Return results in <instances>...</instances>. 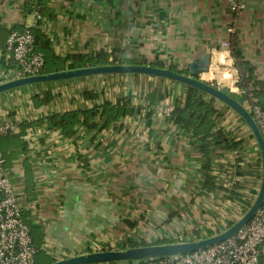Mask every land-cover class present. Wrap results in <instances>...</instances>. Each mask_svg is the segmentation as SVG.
I'll return each mask as SVG.
<instances>
[{"label": "crops", "instance_id": "0c3cea01", "mask_svg": "<svg viewBox=\"0 0 264 264\" xmlns=\"http://www.w3.org/2000/svg\"><path fill=\"white\" fill-rule=\"evenodd\" d=\"M25 2L0 0V84L16 79V63L5 50L10 30H29L37 23ZM44 8L41 29L61 59L106 51L133 65L163 62L185 73L188 63L208 53L210 70L198 78L239 95L230 81L235 72L224 74L214 66L225 61L218 52L232 22L230 0H45ZM237 34L244 59L264 80V0H246ZM155 90L165 95L159 104L143 107L102 133L80 126L68 139L44 125L27 129L26 151L7 172L24 222L53 263L129 249L130 241L151 245L163 239H205L239 221L256 199L262 160L248 125L216 101L222 114L218 127L234 133L243 149L213 152L208 172L200 142L169 120L188 87L168 79L108 74L20 88L0 95V125L11 123L18 134L22 124L105 101L115 104L129 93L137 96V106L142 103L138 97ZM48 91L55 99L37 107L32 98ZM87 91L97 93L96 99L85 100ZM209 173L221 187L237 186L238 200L228 199L219 187L208 192ZM260 250L264 264V244Z\"/></svg>", "mask_w": 264, "mask_h": 264}, {"label": "trees", "instance_id": "16d2710c", "mask_svg": "<svg viewBox=\"0 0 264 264\" xmlns=\"http://www.w3.org/2000/svg\"><path fill=\"white\" fill-rule=\"evenodd\" d=\"M44 3L45 0L26 1L25 8L27 13L32 14L37 11L43 18L45 12ZM42 23V20H38L35 27L29 29V31L35 39V51L41 52L45 56L46 64L43 71L44 74L115 63L136 64L130 60H122L116 57L112 58V55L106 51L87 55H75L68 59H61L54 53L50 37L42 31ZM230 52L234 60V67L239 72V81L237 82L236 87L244 92V94L240 96L233 93H230V95L239 101L245 108H247V101H253L264 111V80L257 77L255 67L244 59L237 30L230 39ZM152 66L165 68L166 65L163 62H156L152 64ZM168 68L174 72H183L178 71L173 65H170ZM212 85L214 87L218 86L217 84ZM82 96L85 100H94L97 97V93L87 91L84 92ZM206 96L208 95L201 90L194 87H188L185 100L176 104L173 113L169 116V120L174 124L181 125L186 132L190 133L200 142V152L206 156L204 169L211 172V155L213 152H221L224 150L239 152L243 149V141L237 140L234 133L218 127L217 120L222 114L216 106L217 99L213 97L207 99ZM55 97L56 95L48 91L42 96L35 95L32 99L37 107H41L51 103ZM136 97L137 96L129 93L119 99L115 104L105 101L100 105H95L91 109L75 110L63 114H53L33 123L22 124L20 133H10L5 136H0V152L5 157V167L8 169L12 161L16 159L20 153L26 151L23 138L28 132L27 129L35 130L37 126L44 125L46 129L57 131L63 137L68 139L73 138L77 134L80 126L85 127L87 130H95L98 133H102L103 131L110 129L113 124L121 122L124 118L140 112L143 107L151 108L159 104L164 99L165 95L161 91L155 90L146 96L138 97L142 103L137 106L134 104V98ZM237 161H241V157H238ZM246 173V171H237V174L240 176H243ZM204 188L207 189L208 192L215 191L216 188H218L225 193V196L228 199L231 200H238L239 198V194L236 193L237 186L233 189L221 187L217 185L216 178L210 173L206 176ZM232 224L233 223H231L230 226ZM32 230L33 228H30L31 232ZM214 234L215 233L212 232L208 235L213 236ZM32 237L34 245L40 250L36 259V264H52L54 260L44 253L42 250V244L36 242L33 233ZM172 243L175 242L163 239L153 242L151 245ZM143 246H148V244L145 242L139 244L130 241L131 248Z\"/></svg>", "mask_w": 264, "mask_h": 264}, {"label": "built area", "instance_id": "2783aa9c", "mask_svg": "<svg viewBox=\"0 0 264 264\" xmlns=\"http://www.w3.org/2000/svg\"><path fill=\"white\" fill-rule=\"evenodd\" d=\"M230 8L232 22L227 29L228 38L223 43V51L218 52L225 61H220L218 64L227 68L228 73L235 72L230 81L236 87L239 72L234 67L230 52V39L237 30L240 15L246 8V0H230ZM34 16L37 21L42 20L39 12H34ZM6 53L16 63L15 78L44 74L45 56L35 51V39L29 30H10L6 40ZM228 61H233V63L229 65ZM243 94L244 92L239 90V95ZM246 107L264 139V111L253 101H247ZM15 130L16 127L11 123L2 124L0 125V136L13 133ZM5 166V157L0 152V264H36L40 250L34 245L30 228L24 222L20 199L14 191ZM216 227L219 229V226ZM263 244L264 203L252 220L233 238L225 242L210 246L205 250L138 264H261L260 249ZM42 250L44 251L43 247Z\"/></svg>", "mask_w": 264, "mask_h": 264}, {"label": "water", "instance_id": "95a60500", "mask_svg": "<svg viewBox=\"0 0 264 264\" xmlns=\"http://www.w3.org/2000/svg\"><path fill=\"white\" fill-rule=\"evenodd\" d=\"M211 60L212 57L208 53H204L202 56L194 58L193 61L186 65L185 74L174 72L170 68L118 63L97 67L63 70L60 72L32 77L16 78L0 84V95H2L24 87L107 74H139L168 79L184 84L188 87L197 88L231 108L248 125L259 146L262 160V182L259 192L254 203L248 211H246L244 216L226 231L198 241L150 245L115 251L93 252L59 260L53 264H130L177 255H185L205 250L210 246L220 244L233 238L236 233L247 225L256 215L264 203V139L251 113L239 101L230 95L229 89L214 87L212 84L198 78L201 73L209 72Z\"/></svg>", "mask_w": 264, "mask_h": 264}, {"label": "rangeland", "instance_id": "374dc122", "mask_svg": "<svg viewBox=\"0 0 264 264\" xmlns=\"http://www.w3.org/2000/svg\"><path fill=\"white\" fill-rule=\"evenodd\" d=\"M115 64H118V63H115ZM230 64H231V62H230ZM214 66H216V65H214ZM217 67V66H216ZM221 68L223 69V68H225L224 66H220V64H218V67H217V71H219V72H224V74L225 73H228V69H223V70H221ZM178 71H180V70H178ZM229 71H230V69H229ZM182 73H184V72H182ZM185 74V73H184ZM108 75V74H107ZM98 76H101V75H98ZM85 78V77H84ZM77 79V78H76ZM69 80H71V79H69ZM63 81H66V80H63ZM59 82H62V81H58L57 83H59ZM53 83H56V82H53ZM223 83V82H222ZM230 83V82H229ZM46 84H50V83H46ZM211 84V83H210ZM224 84H226L227 85V83L224 81ZM35 86V85H34ZM223 85L221 84V87H222ZM226 87V86H225ZM225 87H222V88H225ZM10 178V177H9ZM13 185V184H12ZM14 188V187H13ZM15 191V190H14ZM16 193V192H15ZM18 196V195H17ZM201 240L200 239V237H196V240ZM148 246H150V245H148Z\"/></svg>", "mask_w": 264, "mask_h": 264}]
</instances>
